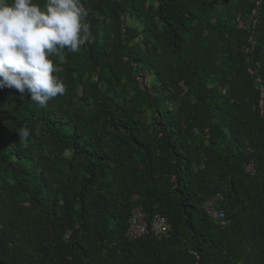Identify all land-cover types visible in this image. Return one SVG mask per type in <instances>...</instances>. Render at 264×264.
I'll list each match as a JSON object with an SVG mask.
<instances>
[{"label": "trees", "instance_id": "trees-1", "mask_svg": "<svg viewBox=\"0 0 264 264\" xmlns=\"http://www.w3.org/2000/svg\"><path fill=\"white\" fill-rule=\"evenodd\" d=\"M82 2L65 93L0 88V264H264V0ZM138 205L167 237H126Z\"/></svg>", "mask_w": 264, "mask_h": 264}, {"label": "clouds", "instance_id": "clouds-1", "mask_svg": "<svg viewBox=\"0 0 264 264\" xmlns=\"http://www.w3.org/2000/svg\"><path fill=\"white\" fill-rule=\"evenodd\" d=\"M89 9L82 0H0V88L16 90L40 108L63 95L56 73L66 61L63 50L77 53L92 39ZM56 58L54 62L53 58ZM24 146L30 129L18 132Z\"/></svg>", "mask_w": 264, "mask_h": 264}, {"label": "built area", "instance_id": "built-area-1", "mask_svg": "<svg viewBox=\"0 0 264 264\" xmlns=\"http://www.w3.org/2000/svg\"><path fill=\"white\" fill-rule=\"evenodd\" d=\"M246 171H252V166H247ZM221 200L222 197L217 194L210 197L203 206L209 220L214 225L224 229L229 225V221L224 212L218 208ZM169 231V222L164 216L155 213L150 218H146L143 209L138 205L132 209L125 235L129 240L139 239L148 234H151L156 239H161L167 237Z\"/></svg>", "mask_w": 264, "mask_h": 264}, {"label": "rangeland", "instance_id": "rangeland-1", "mask_svg": "<svg viewBox=\"0 0 264 264\" xmlns=\"http://www.w3.org/2000/svg\"><path fill=\"white\" fill-rule=\"evenodd\" d=\"M129 25H131V26H133V25H135V24H133V23H129ZM240 26H248L247 24H243V23H241L240 24ZM136 80V82H137V85H138V88H139V90L140 91H142L143 89H144V86H146L147 85V82H146V79L145 78H143V79H141V78H137V79H135ZM134 94V93H133ZM128 100H130L129 98H128ZM132 104V103H131ZM143 111L145 112V116H146V124L147 125H150L151 123H152V119H151V112H150V110L149 109H147L146 107H143ZM142 116H140V118H141ZM144 121H145V119H143Z\"/></svg>", "mask_w": 264, "mask_h": 264}]
</instances>
